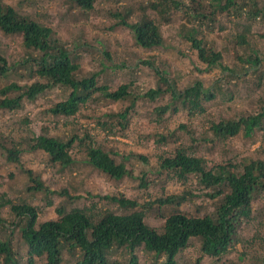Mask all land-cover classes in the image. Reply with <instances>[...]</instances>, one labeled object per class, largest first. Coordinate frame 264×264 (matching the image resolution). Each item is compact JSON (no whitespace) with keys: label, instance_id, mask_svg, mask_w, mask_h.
Masks as SVG:
<instances>
[{"label":"rangeland","instance_id":"rangeland-1","mask_svg":"<svg viewBox=\"0 0 264 264\" xmlns=\"http://www.w3.org/2000/svg\"><path fill=\"white\" fill-rule=\"evenodd\" d=\"M0 1L53 30L55 38L68 49L73 63L79 67L77 79L96 75L97 86H106L110 91L129 86L126 101L113 103L95 96V101L68 118L47 112L69 95L67 89L59 87L44 92L32 103L25 101L21 110H0V204L5 205L0 207V239L10 242L13 255L21 264L27 263L28 246L22 237L23 226L7 202L34 206L39 212L40 225L58 220L57 209L65 212L80 209L94 219L105 212L122 214L123 210L117 204L104 198L122 195L138 204L150 203L144 211L143 222L148 228L160 231L164 219L173 214V207L165 205L159 208L156 203H151L152 200L187 191V201L177 212L198 218L212 216L218 201L211 198L214 192L200 185L196 176L180 180L172 172L162 170V158L172 157L177 149H181L189 156L201 158L207 169L224 165L240 172L252 161L264 164V119L263 128L255 130L249 138L240 132L235 137L222 139L211 129L213 124L222 120H237L264 110V17L250 21L246 10L240 16L232 10L228 16L216 17L222 29L217 24H210L212 32L203 29L205 41L223 56L222 66L207 71L180 35L182 26L189 25L182 11L173 12L169 23L164 24L148 10L149 18L159 24L163 38V46L156 49L136 46L128 28L116 25L118 19L112 13L127 8L131 12L128 21L132 22L138 19L139 5L152 0H95L93 9L87 12L69 0ZM257 1L264 5V0ZM245 24H250L251 30L247 33V44L239 46L235 35ZM0 54L6 57L11 67L7 77L0 78V89L14 83L23 88L35 81L19 78L25 71L18 67L13 69V65L24 57L19 36L8 38L0 31ZM254 57L260 60L256 66L247 61ZM152 60L159 71L167 72L176 90L183 91L199 80L214 99L209 102L202 100L199 113L191 114L189 110L172 113L168 110L158 114L156 110L169 103L168 96L155 103L136 99L157 87L158 78L154 70L142 64ZM131 97L136 100L124 121L125 128H121L119 118L112 115L128 108ZM73 134L83 145L93 141L95 146L109 152L116 162L128 156L124 159L125 166L133 178L127 176L122 181H114L94 169L86 162V151L80 141H75L71 150L75 163L64 170L51 165L42 151H27L25 141L34 135L69 139ZM13 148L23 152L18 164L9 162L6 157V149ZM137 155L143 160H139ZM26 170H32L54 194L30 192L28 188L34 184ZM141 176L145 187L139 186L137 178ZM62 190L66 191L65 195L59 194ZM237 237L242 242L232 245L220 263H215L216 259L202 257L198 240L189 243L177 257V263L258 264L255 258L264 256L260 250L264 241V193L253 200L251 218L241 223ZM135 255L138 264L161 263V260L154 261L141 251ZM124 257L117 253L109 261L123 264ZM76 259L77 254L73 257L65 252L63 263L75 264ZM0 264H3V257H0ZM36 264H46L45 258L37 259Z\"/></svg>","mask_w":264,"mask_h":264},{"label":"trees","instance_id":"trees-1","mask_svg":"<svg viewBox=\"0 0 264 264\" xmlns=\"http://www.w3.org/2000/svg\"><path fill=\"white\" fill-rule=\"evenodd\" d=\"M69 1L75 7L87 12L93 9L95 0ZM138 9L140 12L138 19L132 22L128 21L131 12L127 8L122 12L111 14L118 19L116 25L128 28L136 46L147 50L163 46L160 26L149 18L148 10H151L164 24L169 23L173 12L182 11L189 25L182 26L180 35L189 43L190 48L196 53L198 62L204 65L207 71L220 67L223 56L222 52L205 41L203 29L212 32L213 27L210 24H217L216 17L228 16L232 10L237 16L246 10L247 19L250 21L264 17V5L261 6L257 0H152L145 5L140 4ZM217 25L222 29L220 24ZM250 30L251 25L245 24L242 31L235 35L239 46L247 44V33ZM0 31L8 38L9 36L21 38L24 57L22 61L13 65V69L18 67L25 71L19 78L35 80L31 85L23 88L14 83L0 89V110H21L25 101L32 103L44 92L58 87L67 89L69 95L65 101L47 110L53 116L73 117L81 108L95 101V96L113 103L124 102L129 98L127 85L110 91L106 86H97L96 75L77 79L79 67L73 63L68 49L55 38L53 30L29 16L20 14L2 1H0ZM106 56L108 57V54ZM247 61L255 66L260 63L258 57L249 58ZM142 64L154 70L158 83L156 89L149 90L136 99H147L155 103L168 96L169 103L156 110L160 115L168 110L172 113H177L179 110H189L191 114L199 113L202 100L209 102L214 99V95L209 90L206 91L199 80H196L191 87L178 91L167 72L159 71L154 66L153 60L143 61ZM223 68L229 71L227 67ZM10 72L8 60L0 54V78H6ZM136 99L131 97L128 108L112 115L119 118V127L125 128L128 112L132 110ZM263 119L264 110H261L255 115L240 117L237 120H222L213 124L211 129L222 139L235 137L240 132L249 138L255 130L263 128ZM110 131L112 132V129ZM75 141L81 142L80 145L86 151V162L94 169L114 181H122L127 176L133 178L130 170L125 166L124 159L128 156L122 157L121 162H116L109 152L95 146L93 141L90 140L87 144L83 142V145L75 134L69 139L34 135L25 142L27 151H42L47 155L51 165L64 170L75 163L71 154ZM6 153L9 162L16 164L21 162L22 150L6 149ZM110 153L117 155L115 152ZM137 158L143 160L142 156L137 155ZM160 168L172 172L180 180H185L187 176H196L200 185L214 192L211 198L218 199L217 204L215 203V213L212 216L198 218L177 212L187 201L189 194L187 191L158 198L151 203H156L159 208L172 205L173 214L164 219L163 227L157 231L148 228L143 222L144 211L150 207V203L138 204L135 200L126 199L122 195L104 196L105 199L117 204L123 213L105 212L94 219L80 209L69 212L57 209L58 220L38 225L39 212L34 206L28 203L15 205L7 202L11 212L23 226L22 237L27 243L29 256L26 264H36L37 259L41 258H45L46 264H64L65 252L73 257L77 254L75 264H122L109 261V258L117 253L122 258L123 255L125 256L123 264H138L135 255L137 251L150 256L154 261L161 260L159 264H178L177 257L188 248L192 240L200 242L202 257L216 259L215 263H220L232 245L242 242L237 237V230L242 222L250 220L253 200L264 193V164L260 161H252L243 166L240 172L224 165H215L207 169L201 158L189 156L184 150L177 149L172 157L162 158ZM26 174L34 184L28 188L30 192L54 194L32 170H26ZM142 176L137 179L140 180L139 186L145 187ZM65 193L66 191L62 190L59 194L65 195ZM2 206L5 205L1 203L0 207ZM1 223L2 219H0ZM261 248L260 250L264 252V241ZM0 257H3V264H21L14 257L10 242L1 239ZM255 259L258 264H264V256Z\"/></svg>","mask_w":264,"mask_h":264}]
</instances>
